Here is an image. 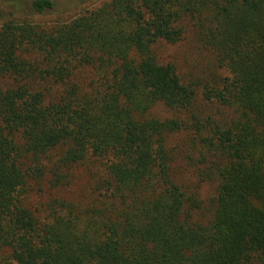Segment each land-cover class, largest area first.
<instances>
[{"label": "trees", "instance_id": "obj_1", "mask_svg": "<svg viewBox=\"0 0 264 264\" xmlns=\"http://www.w3.org/2000/svg\"><path fill=\"white\" fill-rule=\"evenodd\" d=\"M190 34L226 72L201 87L157 51ZM181 132L197 182L215 183L207 217L179 180ZM92 165L86 203L28 202ZM0 264H264V0H109L48 28L5 18Z\"/></svg>", "mask_w": 264, "mask_h": 264}, {"label": "rangeland", "instance_id": "obj_2", "mask_svg": "<svg viewBox=\"0 0 264 264\" xmlns=\"http://www.w3.org/2000/svg\"><path fill=\"white\" fill-rule=\"evenodd\" d=\"M31 0H0V10L2 17H0V24L2 21L10 17L11 14L19 16L21 19H27L33 23L40 24L43 27H50L57 23L69 21L71 18L79 14L83 10H88L99 6L101 3L109 0H50L53 3L52 9L44 12L42 15H34L28 11V3ZM15 8L17 10H15ZM158 54L162 58L172 57L178 65L179 71L181 70L182 76L188 82H194L201 87L204 83L212 81L211 79L215 75H224L226 72L222 69L216 68L214 65L213 57L201 48L195 38L190 34L187 35L184 40L174 46H161L158 48ZM201 101V100H200ZM198 102L199 112H203V115L213 114L220 111L216 107L209 105L213 112L206 107L205 104ZM205 105V107H204ZM204 107V110L202 108ZM209 109V110H208ZM221 112V111H220ZM152 115L164 118L169 116V112L162 106H157L151 112ZM187 134L181 132L173 136L170 140L171 145H176V165L178 168V176L181 181L190 183V187L194 188L197 192L198 198L201 201V208H205L204 217L209 216L210 199L214 196V182H201L198 183L195 175V162L191 159V156L195 157V149L191 142L186 140ZM187 157L190 158L187 159ZM192 163V165H190ZM99 169L96 165L91 167L77 168L76 178L67 188L56 187L52 189L48 187L47 183L43 184L42 192H31L28 197V202L35 205L40 201L39 205L44 207V203L52 197L65 198L66 200L75 204H84L89 198V185L90 177L87 174L88 171L97 172ZM195 177V178H194ZM194 219L197 220L198 212H195ZM203 217V218H204Z\"/></svg>", "mask_w": 264, "mask_h": 264}]
</instances>
